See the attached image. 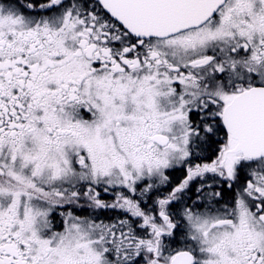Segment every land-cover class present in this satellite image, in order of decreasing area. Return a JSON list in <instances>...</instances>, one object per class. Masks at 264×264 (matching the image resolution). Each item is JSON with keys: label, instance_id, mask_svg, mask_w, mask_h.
<instances>
[{"label": "snow or ice", "instance_id": "obj_1", "mask_svg": "<svg viewBox=\"0 0 264 264\" xmlns=\"http://www.w3.org/2000/svg\"><path fill=\"white\" fill-rule=\"evenodd\" d=\"M0 264H264V0H0Z\"/></svg>", "mask_w": 264, "mask_h": 264}]
</instances>
